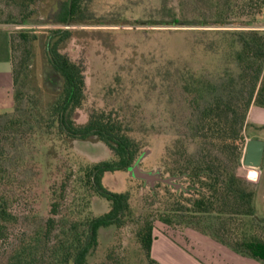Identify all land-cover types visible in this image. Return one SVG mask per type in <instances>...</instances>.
Returning a JSON list of instances; mask_svg holds the SVG:
<instances>
[{
  "label": "trees",
  "instance_id": "trees-1",
  "mask_svg": "<svg viewBox=\"0 0 264 264\" xmlns=\"http://www.w3.org/2000/svg\"><path fill=\"white\" fill-rule=\"evenodd\" d=\"M89 1L56 0L44 20L49 27L42 33L29 27L10 32L14 102L11 112L0 111V242L16 222L13 183L22 174L26 158L33 160L32 142L37 136L68 144L75 139L101 140L112 156L81 164L73 179L75 195L68 210L58 214L54 203L51 216L11 245L4 264H91L89 256L99 243V230L123 226L129 219L135 221L136 237L149 263L162 264L151 254L154 221L160 220L167 224L183 221L233 252L264 264V217L256 214V188L239 173L244 166V130L250 108L264 107V29L256 18L232 24L228 15L233 0H213V19L172 20L220 27L218 46L227 61L215 72L185 69L178 73L186 111L162 156L163 171L150 183L154 200L159 206L162 201L166 205L155 213L134 217L131 191L110 190L103 177L108 171H130L139 164L145 143L136 135L135 121L125 119L117 109H94L85 122H78L87 97L84 66L61 50L73 35L66 25L86 24L90 19L98 22L99 17L88 12ZM251 2L245 0L248 5ZM257 2L263 9L264 0ZM8 3L18 9L10 14V21L17 25L29 23L36 14L37 0ZM45 35L48 61L43 82L51 91L48 97L28 83L26 71L34 43ZM162 182L166 190L160 196L155 191ZM94 195L108 200L106 212L93 214L90 202Z\"/></svg>",
  "mask_w": 264,
  "mask_h": 264
},
{
  "label": "rangeland",
  "instance_id": "rangeland-1",
  "mask_svg": "<svg viewBox=\"0 0 264 264\" xmlns=\"http://www.w3.org/2000/svg\"><path fill=\"white\" fill-rule=\"evenodd\" d=\"M55 1L37 0L36 14L31 21L17 25L10 21V14H16L18 9L8 0H0V27L6 28L9 33L20 27L33 28L42 33L49 27L44 20ZM212 1L90 0L88 12L92 17H99L98 22L90 19L86 24L65 26L72 28L73 35L61 50L83 64L86 77L87 97L79 109L78 122H85L94 109H117L125 119L134 120L136 135L145 143L139 167L157 177L164 168L162 156L175 139L179 120L186 111L184 96L177 82L178 73L185 69L197 73L215 72L223 68L227 61L224 50L218 46L222 40L217 31L220 27L173 23L172 20L199 22L202 18L213 19ZM257 3V0H252L248 5L245 0H233L229 21L241 25L256 18V24L261 28L264 8L260 10ZM42 38L34 43L33 59L26 71L28 83L40 90L42 97H48L51 91L45 88L43 82L48 61L44 45L46 35ZM1 39L3 45V34ZM17 56L20 58L21 53L17 52ZM13 102L12 87H9L0 98V111L11 112ZM258 126L248 124L245 127L244 151L247 135L249 138L264 137ZM39 137L32 142L33 160L26 158L25 167H21L22 174L13 183L12 207L17 219L8 237L0 242V264H4L8 250L17 238L52 215L54 203L58 204V214L68 210L75 195L73 179L81 164L112 156L108 145L101 140L75 139L68 144L56 138ZM50 146H53L52 149ZM251 168L241 166L239 173L256 188V214L264 217V158L260 171ZM103 183L113 191H131L134 217L147 212L155 213L158 207L166 205L162 201V206H159L154 200L150 182L134 176L130 171H108L104 174ZM165 190L162 182L155 192L161 196ZM90 209L93 214L104 213L109 209V202L94 195ZM154 224L157 235L165 233L174 240L177 238L209 264H263L236 254L183 221L167 224L155 220ZM136 229L134 219H129L120 227L101 228L99 243L89 256V262L152 264L140 246Z\"/></svg>",
  "mask_w": 264,
  "mask_h": 264
},
{
  "label": "crops",
  "instance_id": "crops-1",
  "mask_svg": "<svg viewBox=\"0 0 264 264\" xmlns=\"http://www.w3.org/2000/svg\"><path fill=\"white\" fill-rule=\"evenodd\" d=\"M2 34L4 37L3 45L1 44ZM9 35L10 33L6 28L0 27V98L2 93H4L7 88H13L11 47L10 51H8V40L10 46ZM248 124L252 126L259 125L258 128L263 132L264 135V107L257 105L251 106ZM249 137L250 136L247 135V140ZM260 167L256 168L257 172L260 171ZM180 242L177 240V238L174 240L171 236L165 233L157 235L156 229H154V240L151 247V254L155 259L159 260L163 264H209L199 253L193 249L187 248L185 245H183V243L181 244ZM165 253H167V256Z\"/></svg>",
  "mask_w": 264,
  "mask_h": 264
},
{
  "label": "water",
  "instance_id": "water-1",
  "mask_svg": "<svg viewBox=\"0 0 264 264\" xmlns=\"http://www.w3.org/2000/svg\"><path fill=\"white\" fill-rule=\"evenodd\" d=\"M263 155H264V139L249 138L246 143V151L243 158V164L248 167L258 168L262 164ZM130 172L134 176H137L141 179H145L151 184H154L155 181L159 178L154 173L143 171L139 167L138 163L132 167Z\"/></svg>",
  "mask_w": 264,
  "mask_h": 264
},
{
  "label": "built area",
  "instance_id": "built-area-1",
  "mask_svg": "<svg viewBox=\"0 0 264 264\" xmlns=\"http://www.w3.org/2000/svg\"><path fill=\"white\" fill-rule=\"evenodd\" d=\"M262 29H264V23H263V25H262V27H261Z\"/></svg>",
  "mask_w": 264,
  "mask_h": 264
}]
</instances>
